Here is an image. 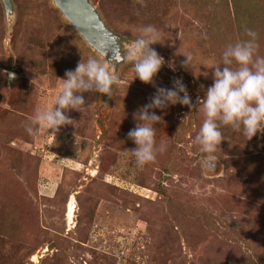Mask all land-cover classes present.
<instances>
[{"label": "rangeland", "instance_id": "rangeland-1", "mask_svg": "<svg viewBox=\"0 0 264 264\" xmlns=\"http://www.w3.org/2000/svg\"><path fill=\"white\" fill-rule=\"evenodd\" d=\"M10 1L7 15L0 0V264H264V132L248 140L222 127L214 166L193 144L197 99L225 47L248 28L264 56V0H90L121 53L139 27L161 30L154 84L182 78L192 100L155 110L167 151L141 167L130 163L127 133L156 88L133 80L126 61L110 97L83 93L55 135L26 132L37 110L54 106L66 71L105 62L52 0Z\"/></svg>", "mask_w": 264, "mask_h": 264}, {"label": "clouds", "instance_id": "clouds-1", "mask_svg": "<svg viewBox=\"0 0 264 264\" xmlns=\"http://www.w3.org/2000/svg\"><path fill=\"white\" fill-rule=\"evenodd\" d=\"M137 32L136 38L123 47L122 59L131 65L133 80L139 79L156 88L149 102L134 113L133 118L138 123L127 133V138L135 144V148L126 150L131 157L130 163L141 167L154 162L158 153L167 151L166 144H157L156 141L155 125L162 121V116L155 110L163 112L176 104L192 108L193 104L182 78L174 79L171 88L154 84V77L165 64L164 58L152 47L165 43L161 30L147 24L139 27ZM244 34L246 39L228 44L220 62L212 64V85L204 91L202 98L197 99L203 120L193 144L198 146L200 153L207 155L206 164L209 166H214L211 156L224 140L222 127H230L248 140L264 132V56L258 54V33L245 28ZM181 55L186 58L183 67L189 68L192 53ZM110 67L89 58L81 60L74 70L66 71L65 78L60 79L62 84L54 106L37 110L26 125V132L35 136L41 130H52V135H55L61 126L72 122L66 111L78 110L85 104L83 93L110 97L112 86L117 82V76ZM13 78L14 75L9 74V79Z\"/></svg>", "mask_w": 264, "mask_h": 264}, {"label": "water", "instance_id": "water-1", "mask_svg": "<svg viewBox=\"0 0 264 264\" xmlns=\"http://www.w3.org/2000/svg\"><path fill=\"white\" fill-rule=\"evenodd\" d=\"M7 15L11 14L10 0H1ZM54 7L78 33L86 45L99 54L110 70L117 74L123 64L116 37L106 28L90 0H52Z\"/></svg>", "mask_w": 264, "mask_h": 264}, {"label": "bare ground", "instance_id": "bare-ground-1", "mask_svg": "<svg viewBox=\"0 0 264 264\" xmlns=\"http://www.w3.org/2000/svg\"><path fill=\"white\" fill-rule=\"evenodd\" d=\"M68 220L69 222H72L73 219V214H74V210H75V200L74 198H71L69 205H68Z\"/></svg>", "mask_w": 264, "mask_h": 264}]
</instances>
